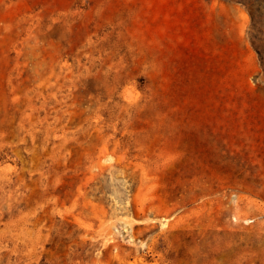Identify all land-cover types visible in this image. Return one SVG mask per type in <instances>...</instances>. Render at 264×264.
Segmentation results:
<instances>
[{
  "label": "rangeland",
  "instance_id": "obj_1",
  "mask_svg": "<svg viewBox=\"0 0 264 264\" xmlns=\"http://www.w3.org/2000/svg\"><path fill=\"white\" fill-rule=\"evenodd\" d=\"M0 264H264V0H0Z\"/></svg>",
  "mask_w": 264,
  "mask_h": 264
},
{
  "label": "trees",
  "instance_id": "obj_2",
  "mask_svg": "<svg viewBox=\"0 0 264 264\" xmlns=\"http://www.w3.org/2000/svg\"><path fill=\"white\" fill-rule=\"evenodd\" d=\"M251 15H252V19L255 20L256 15L253 12H251Z\"/></svg>",
  "mask_w": 264,
  "mask_h": 264
}]
</instances>
